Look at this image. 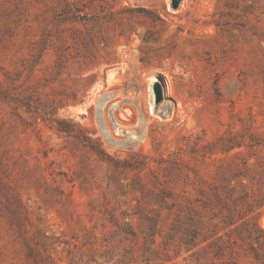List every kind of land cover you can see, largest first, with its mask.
Here are the masks:
<instances>
[{
    "label": "rangeland",
    "instance_id": "rangeland-1",
    "mask_svg": "<svg viewBox=\"0 0 264 264\" xmlns=\"http://www.w3.org/2000/svg\"><path fill=\"white\" fill-rule=\"evenodd\" d=\"M0 264H264V0H0Z\"/></svg>",
    "mask_w": 264,
    "mask_h": 264
},
{
    "label": "trees",
    "instance_id": "trees-1",
    "mask_svg": "<svg viewBox=\"0 0 264 264\" xmlns=\"http://www.w3.org/2000/svg\"><path fill=\"white\" fill-rule=\"evenodd\" d=\"M57 130L60 131V132H64V128L61 126V123H58L57 125Z\"/></svg>",
    "mask_w": 264,
    "mask_h": 264
},
{
    "label": "water",
    "instance_id": "water-1",
    "mask_svg": "<svg viewBox=\"0 0 264 264\" xmlns=\"http://www.w3.org/2000/svg\"><path fill=\"white\" fill-rule=\"evenodd\" d=\"M175 4L177 5L179 3V0H174Z\"/></svg>",
    "mask_w": 264,
    "mask_h": 264
}]
</instances>
